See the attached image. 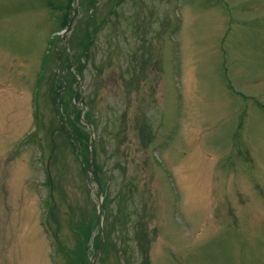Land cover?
Wrapping results in <instances>:
<instances>
[{
    "label": "rangeland",
    "instance_id": "obj_1",
    "mask_svg": "<svg viewBox=\"0 0 264 264\" xmlns=\"http://www.w3.org/2000/svg\"><path fill=\"white\" fill-rule=\"evenodd\" d=\"M100 210L93 264H264V0H0V264Z\"/></svg>",
    "mask_w": 264,
    "mask_h": 264
},
{
    "label": "trees",
    "instance_id": "obj_2",
    "mask_svg": "<svg viewBox=\"0 0 264 264\" xmlns=\"http://www.w3.org/2000/svg\"><path fill=\"white\" fill-rule=\"evenodd\" d=\"M62 120V122L64 123V120H63V118L61 119ZM64 126H60V128H62V130H65V124H63ZM70 129V128H69ZM72 131H73V136L75 137V139L77 138L78 139V136L75 134V132H74V129H71ZM70 130V131H71ZM68 132V131H67ZM68 134H69V132H68ZM68 137H70V135H68ZM94 151V149L92 150V152ZM54 237H55V240L57 241V242H59L60 243V239L57 237V236H55V234H54ZM81 238H84V237H82V235H81ZM86 243V240L85 241H83V242H80V248H82L83 246H84V244ZM100 244H101V240H100ZM72 251V250H71ZM80 252H76L75 250H74V253H73V251L71 252V254L72 255H74V258H75V260H76V262H77V264H85L86 262H87V260H86V256H82V255H80L79 254ZM71 255V256H72Z\"/></svg>",
    "mask_w": 264,
    "mask_h": 264
},
{
    "label": "water",
    "instance_id": "obj_3",
    "mask_svg": "<svg viewBox=\"0 0 264 264\" xmlns=\"http://www.w3.org/2000/svg\"><path fill=\"white\" fill-rule=\"evenodd\" d=\"M71 23H72V21L68 24V26L66 27L64 33H66V32L71 28ZM64 35H65V34H64ZM93 158H94V156H93ZM90 178H91V180L94 181V178H92V177H90ZM99 216H100V230H101L102 243H101L100 248H99V249L97 250V252L94 254V256H93V258H92L90 264H93V263L97 260L98 254H99L101 248L103 247V243H104V238H103V226H102V222H101V216H102V214H101V210H100V212H99Z\"/></svg>",
    "mask_w": 264,
    "mask_h": 264
}]
</instances>
